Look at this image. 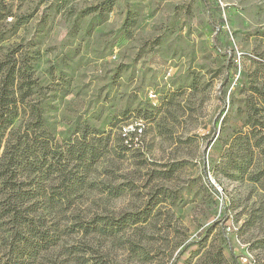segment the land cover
<instances>
[{
    "label": "rangeland",
    "instance_id": "obj_1",
    "mask_svg": "<svg viewBox=\"0 0 264 264\" xmlns=\"http://www.w3.org/2000/svg\"><path fill=\"white\" fill-rule=\"evenodd\" d=\"M11 67L17 121L102 153L66 216L109 225L34 264L264 263V0H0Z\"/></svg>",
    "mask_w": 264,
    "mask_h": 264
},
{
    "label": "trees",
    "instance_id": "obj_2",
    "mask_svg": "<svg viewBox=\"0 0 264 264\" xmlns=\"http://www.w3.org/2000/svg\"><path fill=\"white\" fill-rule=\"evenodd\" d=\"M16 77L17 72L11 67L0 81V254L6 258L15 254L14 263L9 259L7 264H34L40 250L50 243H63L65 237L76 232L74 229L83 237L100 235L98 223L108 226L109 222L66 216L87 186L90 162L102 153L86 134L68 140L64 146L58 145L46 135L41 116L34 112L17 121L19 110L26 107L22 99L21 108L18 106L16 92L30 88L17 84ZM129 137L125 147L133 148L134 137ZM127 138H121V143ZM242 151V166L237 167L241 176L248 169L252 154L251 149ZM232 153H226L230 164ZM250 173V180L264 191V166ZM71 221L73 224L68 226ZM138 222L133 220L134 224ZM62 254H67L64 248ZM223 259L221 252L212 264H227L222 263ZM197 264L210 262L202 259Z\"/></svg>",
    "mask_w": 264,
    "mask_h": 264
}]
</instances>
